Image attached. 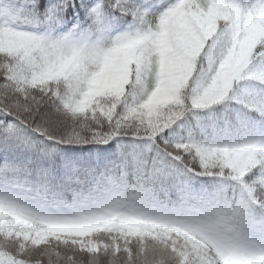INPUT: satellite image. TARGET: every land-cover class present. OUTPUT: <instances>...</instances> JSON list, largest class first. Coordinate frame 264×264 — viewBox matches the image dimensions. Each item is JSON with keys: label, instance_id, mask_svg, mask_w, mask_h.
Wrapping results in <instances>:
<instances>
[{"label": "snow or ice", "instance_id": "1", "mask_svg": "<svg viewBox=\"0 0 264 264\" xmlns=\"http://www.w3.org/2000/svg\"><path fill=\"white\" fill-rule=\"evenodd\" d=\"M0 264H264V0H0Z\"/></svg>", "mask_w": 264, "mask_h": 264}]
</instances>
